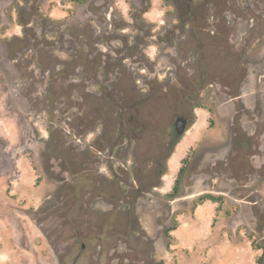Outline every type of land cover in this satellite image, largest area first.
Segmentation results:
<instances>
[{
  "label": "flooded vegetation",
  "instance_id": "flooded-vegetation-1",
  "mask_svg": "<svg viewBox=\"0 0 264 264\" xmlns=\"http://www.w3.org/2000/svg\"><path fill=\"white\" fill-rule=\"evenodd\" d=\"M139 1L129 32L114 21L111 30L89 33L64 25L49 45L28 24L30 50L51 54L62 44L74 55L30 96L48 119L36 169L52 187L48 215L35 226L58 264H163L156 247L173 227L161 225L151 238L137 226L136 210L151 198L187 197L199 179L233 186L237 222L255 230L259 224L251 187L264 170V114L256 100L264 82V0H168L169 15L158 22L146 18L151 2ZM34 8L32 18L41 20ZM84 9L102 26L91 4ZM218 108L230 118L219 155L204 138L198 151L191 138L171 176L198 115Z\"/></svg>",
  "mask_w": 264,
  "mask_h": 264
},
{
  "label": "rangeland",
  "instance_id": "rangeland-1",
  "mask_svg": "<svg viewBox=\"0 0 264 264\" xmlns=\"http://www.w3.org/2000/svg\"><path fill=\"white\" fill-rule=\"evenodd\" d=\"M147 1L151 2L147 20L158 22L169 15L168 0ZM90 4L101 21L100 27L86 17L84 8ZM90 4L89 0H0V264H58L42 231L35 226V221L45 220L48 215L45 199L52 187L43 172L36 169V152L46 137L48 119L41 101L30 96L35 91L43 92L50 70L56 72L67 60L72 63L74 55L68 57L62 44L51 54H37L30 50L26 34L31 33V22L43 32L39 40L49 45L59 39L64 25L75 32L89 33L111 30L114 21L129 32L140 1L93 0ZM30 7H35L41 20L32 18ZM261 85V97L256 100L264 114V82ZM198 118L171 162V176L177 173L191 138L192 143L198 140V151L204 138L215 157L220 153L230 123L227 111L218 108L211 117L200 113ZM172 184L170 177L166 189ZM232 187L221 178L204 182L199 179L187 197L173 203L166 197L141 202L134 220L153 238L161 225L178 228L181 220L194 219L190 233L176 237L172 231L160 239L156 254L163 264H264V170L251 187L259 219L256 230L237 222L241 201L228 194ZM208 195L219 198L215 203L219 210L214 215L213 204L205 201L196 215L197 201ZM227 237L230 243L225 246Z\"/></svg>",
  "mask_w": 264,
  "mask_h": 264
},
{
  "label": "crops",
  "instance_id": "crops-1",
  "mask_svg": "<svg viewBox=\"0 0 264 264\" xmlns=\"http://www.w3.org/2000/svg\"><path fill=\"white\" fill-rule=\"evenodd\" d=\"M183 142H184V141H183ZM183 142H182V143H183ZM179 168H180V166L177 168L176 171H178ZM206 202H211V203L213 204V206H214V215H215V213H216L217 210H218V207L215 206V203L212 202V201H206ZM204 204H205V203H203V204H201V205L198 206V208L196 209V212H195L196 215H199L198 210H199V208L202 207ZM191 221L194 222V219H191ZM191 221L188 222L187 220H181V223H180L179 227H178V228H175L174 230H172V231H173V234H174L176 237H182V236L184 235L185 232H189V233H190V232L193 230V228H192L193 226H192V224H190ZM213 221H214V216L212 217V222H213ZM210 228L213 229V228H214V224H211V225H210ZM181 241H182V238H181ZM229 243H230V239L227 237V238H226V244H225V246H228L227 244H229ZM254 264H258L257 261L254 262Z\"/></svg>",
  "mask_w": 264,
  "mask_h": 264
},
{
  "label": "trees",
  "instance_id": "trees-1",
  "mask_svg": "<svg viewBox=\"0 0 264 264\" xmlns=\"http://www.w3.org/2000/svg\"><path fill=\"white\" fill-rule=\"evenodd\" d=\"M178 185H180V181H178V183H177V187H178ZM218 199L219 198H216V197H214V196H211V195H208V196H201L200 198H199V200L197 201V204L198 205H201L203 202H205V201H212V202H214V203H217L218 202ZM218 210H219V208H218ZM217 210V211H218ZM175 228H171V230L170 231H172V230H174ZM258 264H260V263H258Z\"/></svg>",
  "mask_w": 264,
  "mask_h": 264
}]
</instances>
